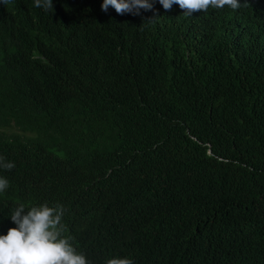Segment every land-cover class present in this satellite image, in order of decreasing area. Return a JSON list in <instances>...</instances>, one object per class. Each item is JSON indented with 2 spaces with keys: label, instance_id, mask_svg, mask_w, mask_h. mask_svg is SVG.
<instances>
[{
  "label": "trees",
  "instance_id": "obj_1",
  "mask_svg": "<svg viewBox=\"0 0 264 264\" xmlns=\"http://www.w3.org/2000/svg\"><path fill=\"white\" fill-rule=\"evenodd\" d=\"M249 2L0 3V156L16 165L0 234L19 203H60L89 264H264V0Z\"/></svg>",
  "mask_w": 264,
  "mask_h": 264
},
{
  "label": "clouds",
  "instance_id": "obj_2",
  "mask_svg": "<svg viewBox=\"0 0 264 264\" xmlns=\"http://www.w3.org/2000/svg\"><path fill=\"white\" fill-rule=\"evenodd\" d=\"M155 0H103L102 11L109 7L119 15L126 13L140 15L141 9L152 10ZM163 9L171 10L179 5L185 16H192L198 11L207 12L209 8L238 10L249 7V0H158ZM5 6L13 0H0ZM37 8L44 11L53 9V0H34ZM16 167L14 162L0 156V169L11 171ZM9 188V180L0 176V193ZM63 204L51 206L45 202L40 205L27 206L19 203L10 215L16 227L8 229L7 234H0V264H89L85 254L74 246V237L66 235L68 231L63 223L66 213ZM104 264H134L129 257L114 256L107 258Z\"/></svg>",
  "mask_w": 264,
  "mask_h": 264
}]
</instances>
